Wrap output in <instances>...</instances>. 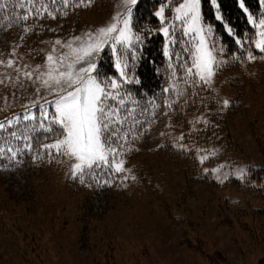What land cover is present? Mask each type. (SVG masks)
<instances>
[{"label": "rangeland", "instance_id": "rangeland-1", "mask_svg": "<svg viewBox=\"0 0 264 264\" xmlns=\"http://www.w3.org/2000/svg\"><path fill=\"white\" fill-rule=\"evenodd\" d=\"M182 2L172 6L174 20L175 8ZM259 2L260 19L264 18V0ZM134 6H130L131 12ZM76 10L79 27L73 19L66 26L69 30L77 28L76 33L46 36L39 47L40 59L28 36H22L23 22L19 30L13 27L19 21L7 25L0 20V61H7L14 49L17 67L43 65L51 42L95 32L113 23L117 13L126 12L122 0H89ZM245 14L248 20V11ZM176 22L183 29L182 23ZM248 23L254 28L252 46L260 51L255 46L260 29ZM204 25L205 31L211 28ZM171 26L167 23L163 27ZM190 36L196 43L197 38ZM208 40L223 50L220 37L212 29ZM218 59L229 62L224 51ZM5 74L15 80L13 69L0 65V78ZM239 87L244 92L243 106L230 122L235 148H211L214 162L204 165V171L210 172L207 181L196 182L190 189L186 186L189 193L185 201L181 198L185 185L178 164L155 151L159 141L154 136L160 133L162 120L152 125L143 153L124 164L131 170L129 179H123L125 173H115L123 190L115 183L107 199L98 202L89 199L94 192L88 191L87 181L72 180L68 163L52 161L42 170L26 158L15 167L19 175H10L8 165L2 167L0 264H260L264 260V174L261 180L256 179L249 168L264 167V55L237 61L234 67L224 64L217 70L211 90L221 115L231 107L221 109L218 101L228 99L230 105L237 102L239 99L232 96ZM36 88L23 76L19 84L9 85L6 80L0 85V122L14 121L9 115L18 112L24 117L25 106L29 107L28 115L41 116L33 101H39L46 111L53 110L54 106L44 101L54 97L43 89L38 95ZM198 118L204 116L192 114L189 120ZM137 163L142 167L134 171L132 166Z\"/></svg>", "mask_w": 264, "mask_h": 264}, {"label": "trees", "instance_id": "trees-1", "mask_svg": "<svg viewBox=\"0 0 264 264\" xmlns=\"http://www.w3.org/2000/svg\"><path fill=\"white\" fill-rule=\"evenodd\" d=\"M78 1L70 0L71 6L65 7L63 0H56L55 4L52 0H39L37 7L40 3H46L50 10L58 9L57 18L52 19L44 15L35 19L30 17L27 22H23L25 27L31 28V31L23 32L22 36H28L37 59L42 56L39 47L46 36L55 34L66 37L76 33L77 28L73 27L74 29L69 30L66 26L72 19L76 27L80 25L79 14L76 10ZM179 1L137 0L131 13V27L133 37L139 36L141 39L135 41L129 51L118 45V53L124 52L123 59L127 62V67L124 68L127 73L126 82L121 81L119 71L115 67L117 56L113 54L110 46L105 47L100 53L95 74H99L102 78L117 79L122 83L121 94H125V105L119 109V118L123 120V132L129 134L128 147L132 149L125 151L123 157L125 161L136 159L143 153V135L150 133L155 121L162 120L160 133L154 136L159 141L155 151H161L171 162L178 164V171L183 176L185 185V190L181 191V198L185 201L189 193L186 192V186L190 189L196 182H204L205 179L207 181L210 172L204 171V165L214 162L211 148L218 146L234 150L235 146L230 135V122L243 106L244 92L239 87L232 96L239 100L230 105L231 109L227 114L221 115L214 92L207 86L193 85L195 78H189L186 75L185 67L191 64L195 42L190 35H184L181 24L173 19L172 6ZM244 3L249 15L255 19L262 16L259 0H244ZM162 5L165 8L163 25L160 23V18L154 15ZM22 11L18 0H0V20L5 24L8 25L9 21L21 15ZM201 13L202 21L211 26L214 35L220 37L224 55L229 57V62L225 63L226 66L231 64L234 67L237 61H248V53L255 57L264 55V52L257 51L252 46L254 28L248 23L245 12L239 6V0H215V3L211 0H202ZM218 14L221 19H217ZM167 23L173 24L170 28L171 36L168 37L166 43L169 45L170 54H173L171 59L164 55L165 36L159 32V29ZM170 40L173 41L171 44H169ZM169 64L173 66L171 69ZM237 77L244 76L238 74ZM172 84L176 85L177 90L184 91L183 98H177L176 90L169 93L163 92L165 87ZM166 100L174 102L171 109L165 107ZM110 103L115 104L116 102L110 101ZM47 112L49 115L54 114L52 109H48ZM156 114L157 117H155ZM192 114L204 116L203 120H206L207 124L189 120ZM33 115L36 117L35 120L26 121L20 115L18 116L20 119L17 121L16 118L11 127L6 125L5 129L0 130V148L10 146L19 153L15 161L9 159L10 154H0V167L18 164L27 156L33 159L34 153L24 151L25 138H28L27 142L33 145L34 150H39L41 153L43 150L40 149V144L51 142L44 139L49 135L47 132L49 122L43 121L42 116L37 113ZM42 124L44 127L41 126ZM181 135L184 136V140L177 141ZM177 143L186 145L188 150L174 147L173 145ZM198 149L203 151H197ZM204 153H208V156ZM202 154L208 157L203 163L198 157ZM177 159H180L179 162ZM34 162L42 170L49 166L46 155L43 159ZM140 167L142 166L137 163L132 166V169L138 171ZM249 169L254 171L256 179H262L264 167ZM115 179L114 172H109L107 168L98 169L95 178L86 179L88 191L93 193L101 189L112 188ZM105 181L108 183L105 184ZM120 182H117V186H120ZM260 264H264V260Z\"/></svg>", "mask_w": 264, "mask_h": 264}, {"label": "snow or ice", "instance_id": "snow-or-ice-1", "mask_svg": "<svg viewBox=\"0 0 264 264\" xmlns=\"http://www.w3.org/2000/svg\"><path fill=\"white\" fill-rule=\"evenodd\" d=\"M22 14L10 20L9 24L14 21L27 22L30 17L35 19L47 15L52 19H56V11L50 10L46 3H40L39 0H18ZM55 4L56 0H52ZM64 6H71L69 0H63ZM89 0H79L76 5L87 4ZM123 6L126 8L125 13H117L113 17V23L106 27H101L95 32H87L83 36H73L67 41L56 39L51 42L52 48L45 56L43 65L35 67L23 65L16 66V60L13 59L16 53L13 49L9 54L7 61H0V65L13 69L16 73L15 80L7 74L0 78V85H4L6 80L9 85L19 84L21 76L24 79L37 85L36 92L41 94V90L47 92L54 97L53 101L45 99V104L54 106V114L44 109V105L39 101H33L32 106H39L42 120L49 122L47 125V135L44 139L51 142H42L39 150H34L33 145L27 142L25 138L24 151L34 153L33 160L43 159L46 155L49 162L68 163L70 176L74 180H79L82 184L86 179L96 177L98 169L107 168L109 172L125 173L123 179H129L130 169L124 167L125 151H131L128 147L129 134L123 132V120L120 117V107L125 105V94H121L122 83L117 79L100 77L95 74L97 70L96 58L104 50V47L111 45L113 54L117 56L115 64L119 71L121 81L126 82L127 73L124 68L127 62L124 61V52L118 53L117 45L122 46L126 51L131 50L135 41H139V36L133 37L131 29V5H136L137 0H122ZM215 3V0H213ZM30 5V6H29ZM240 7L247 12L244 0H241ZM201 0H183L178 7L175 8V20L180 21L183 25L185 36L192 35L197 38L194 45V51L191 56V64L185 67V73L189 78L193 79V85L199 84L207 86L211 89L217 70L226 63V61L218 59V55L223 50H217L214 43H209L208 34L211 32L209 27L205 31V25L201 17ZM165 8L160 6L155 12V16L160 18V23H165ZM217 19H221L219 14ZM248 20L255 27L259 28L258 36L260 37L256 43V48L264 52V18L256 20L249 15ZM25 33L30 32V27H24ZM165 37H170L171 32L168 27H161ZM231 32V29H229ZM23 39V37H21ZM173 41L170 40L169 44ZM62 49L57 51V48ZM164 55L172 58L173 54L169 52V45H165ZM256 57L248 53L247 60H254ZM173 66L169 64L171 69ZM173 76L175 73L173 72ZM187 82V81H185ZM176 90L177 98H183L184 91L177 90L176 85L172 84L163 89L164 93ZM43 99V96H41ZM115 101V104L110 103ZM174 102H165V107L171 109ZM221 109L230 107L228 99L218 101ZM25 111H29V107L25 106ZM167 114V113H165ZM20 118L17 117V121ZM24 120H35V115H25ZM203 122L207 124L203 118H198L196 123ZM13 121L7 120L0 122V130L5 129L6 124L11 127ZM44 127V125H41ZM142 134V133H141ZM12 135H15L12 133ZM163 135V133H161ZM184 136L181 135L177 141H183ZM181 150H188L187 146L182 143L173 145ZM203 151V150H197ZM0 154H10L9 159L15 161L19 154L15 149L8 146L0 148ZM207 156L201 155L200 162L203 163ZM18 162V161H17ZM207 171V170H205ZM213 171H219L213 169ZM243 176L244 171L240 170ZM135 180V176L130 177ZM97 183L99 181L97 180ZM108 182L105 181V184Z\"/></svg>", "mask_w": 264, "mask_h": 264}, {"label": "built area", "instance_id": "built-area-1", "mask_svg": "<svg viewBox=\"0 0 264 264\" xmlns=\"http://www.w3.org/2000/svg\"><path fill=\"white\" fill-rule=\"evenodd\" d=\"M96 202H98V201H96Z\"/></svg>", "mask_w": 264, "mask_h": 264}]
</instances>
